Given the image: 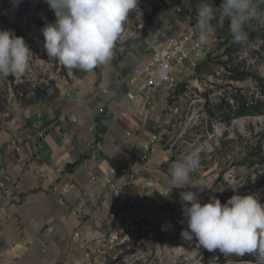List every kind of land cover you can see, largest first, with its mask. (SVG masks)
I'll return each mask as SVG.
<instances>
[{
	"label": "crops",
	"instance_id": "crops-1",
	"mask_svg": "<svg viewBox=\"0 0 264 264\" xmlns=\"http://www.w3.org/2000/svg\"><path fill=\"white\" fill-rule=\"evenodd\" d=\"M183 5L189 12V0ZM156 19L176 33L186 28L173 7ZM153 42L114 50L108 63L62 82L55 98L0 112V264L103 263L93 250L104 248L124 197L145 192L150 164L166 157L164 93L119 91L131 90Z\"/></svg>",
	"mask_w": 264,
	"mask_h": 264
},
{
	"label": "rangeland",
	"instance_id": "rangeland-1",
	"mask_svg": "<svg viewBox=\"0 0 264 264\" xmlns=\"http://www.w3.org/2000/svg\"><path fill=\"white\" fill-rule=\"evenodd\" d=\"M211 2L218 6L222 0ZM199 3L200 0L192 2L185 27L197 24ZM256 4L264 12V2L256 0ZM161 6L169 7L170 0H139L137 8L128 15L122 38L115 45L117 54H124L123 43L131 39L130 33L137 24L146 23L149 17L159 14ZM54 20V13L45 0H0V30H14L17 36L24 38L32 53L25 73L0 78V112L55 98L62 82L85 74L77 69L68 70L55 59L48 58L42 29ZM228 23L226 20L225 29L208 34L200 52L198 48L193 51L195 55L191 61L198 66L195 77L193 68L188 75L183 74V67L175 73L177 82L185 81L187 86L173 93L163 111L165 118L158 142L167 151L166 157L160 165L150 164L153 169L147 179L151 183L145 186L146 191L133 198L124 197L127 204H122L124 212L117 217L114 214L116 219L108 231L120 229L116 244L110 248L105 242L103 249L93 250L98 255L106 252L105 255L116 257L112 264H256L246 259L248 254L209 252L198 248L194 240L184 241L180 234L186 224L181 223L183 215L179 202V193L184 189L173 188L167 195L171 188V162L196 151L201 157V167L191 174L190 184L185 187L191 190L195 185L193 191L202 203L211 196H216L223 204L234 194H258L264 204V94L260 82L252 76L256 73L264 79V42L257 36L254 41L244 43L233 54L231 62L226 61L231 68L239 67L251 73L243 80L228 79L229 74L226 76L218 64L228 59L222 56L225 47L221 43L228 35ZM248 25L264 30V20L254 19ZM201 46L202 43L198 47ZM203 50L204 61L200 60ZM166 91L168 89L163 90ZM220 99H224L223 105ZM242 100L250 106L258 105L260 112L234 116L236 109L242 107ZM227 116L232 119L227 121ZM166 224L171 226L165 230ZM107 259L103 258L101 264H109Z\"/></svg>",
	"mask_w": 264,
	"mask_h": 264
},
{
	"label": "clouds",
	"instance_id": "clouds-1",
	"mask_svg": "<svg viewBox=\"0 0 264 264\" xmlns=\"http://www.w3.org/2000/svg\"><path fill=\"white\" fill-rule=\"evenodd\" d=\"M183 1L180 3V0H170V6L165 8L161 6L158 12L161 13L173 7L176 14L183 12L186 20L190 18L194 0H189L191 7L187 13H185ZM138 2L139 0H45L55 16V20L46 23L42 29L43 47L48 58L55 59L68 70L77 69L86 73L108 63L113 58L117 41L123 36L124 24L128 15L137 8ZM196 15L197 24L186 27L184 29L186 32L178 33L164 25L162 20L156 19L157 14L153 18L149 17L146 23H139L143 24V28L138 30L139 24H137L130 33L131 39L123 43V55L133 42L150 43L154 39L152 44L154 48L161 40L160 31H165L170 35H185L194 27L198 34L191 36L189 44L193 39L202 43V46L198 47L199 51L204 47L205 39L209 38L208 34L225 29L226 20L229 22L226 28L228 35H231L234 43L242 44L248 40L246 25L254 19L264 20V12L257 7L256 0H222L218 6L214 5L211 0H200L196 6ZM126 47L127 51H125ZM153 48L150 56L143 61L139 75L129 80L131 90L125 89L122 85L119 86L121 92H124L129 99H133L136 93L144 96H151L159 91L164 93L163 90L149 92L148 89H138L139 83L145 77L144 67L154 53ZM30 54L32 53L29 46L22 36H17L12 29L0 30V78L25 73L29 65ZM194 55L195 53L191 51L189 58L176 67L175 87L172 91L165 92L170 93L169 95L164 93L167 100L174 92H177L176 90L187 86L185 81L177 82L175 73L179 67H183L182 71L184 69V74L188 75L191 69L190 61ZM204 58L201 55L200 60L204 61ZM227 60L230 61L229 59L223 60L224 65L221 64L222 61L218 63L226 76L229 74L227 67L231 68L228 65L231 61L227 63ZM197 67L194 68V77ZM167 71V64H161L158 68L161 75ZM228 79H231L229 75ZM105 92L106 90L103 93ZM166 106H168L167 102ZM146 144L147 148L144 146ZM146 144L139 145L138 148L148 149L149 143ZM200 167L201 157L196 151L172 161L169 167L171 188L167 195L173 188L184 189L179 193L183 215L181 223L186 224V228L181 231V238L186 242L194 240L198 248L209 252L219 251L225 255L237 256L254 255L256 264H264V204L260 202L259 195L234 194L223 204L216 196H211L207 202L202 203L197 192L193 191L196 189L195 185L191 186V190L185 187L190 184L191 174L198 171ZM123 205L127 204L124 202ZM170 226L166 224L164 229Z\"/></svg>",
	"mask_w": 264,
	"mask_h": 264
},
{
	"label": "built area",
	"instance_id": "built-area-1",
	"mask_svg": "<svg viewBox=\"0 0 264 264\" xmlns=\"http://www.w3.org/2000/svg\"><path fill=\"white\" fill-rule=\"evenodd\" d=\"M138 30L143 28V24L138 25ZM190 33L195 36L197 35L196 27H194ZM189 34V33H188ZM188 34L185 35H170L165 31H160L161 40L156 43L154 46V53L150 60L144 67V79L139 83L138 89L145 90L148 89L149 92L159 91L168 89V91H172L175 87V78L173 76V72L176 70L178 65L184 63L185 60L188 59L191 51H194L199 46V41L192 40L191 44H189ZM161 64L168 65V71L161 75L158 72V68ZM194 61L190 62V68H195ZM105 90H103L104 92ZM130 97L132 96L130 93L128 94ZM102 110V109H101ZM147 148V144L144 145ZM0 188H5L3 182H0ZM117 193L118 190L116 189ZM8 195H11V192L8 191ZM120 234V229H110L108 231L106 237V243L109 244V247L112 248L116 241L118 240ZM106 252L102 253L104 259H107L109 264L114 262L116 257H111L109 253L105 255Z\"/></svg>",
	"mask_w": 264,
	"mask_h": 264
},
{
	"label": "trees",
	"instance_id": "trees-1",
	"mask_svg": "<svg viewBox=\"0 0 264 264\" xmlns=\"http://www.w3.org/2000/svg\"><path fill=\"white\" fill-rule=\"evenodd\" d=\"M246 32L248 33V40L247 42H251L254 41V39L257 36H261L263 38V42H264V30L260 31L259 29H253L250 28L249 25H246ZM222 43V47H225L224 52L222 53V55L228 56V59L230 61H232V56L233 54L237 51L240 50L241 47H243V44H237L234 43L232 40L231 35L229 34L228 37L221 42ZM246 43V42H245ZM228 44V45H227ZM128 45V43L126 44V46ZM125 51H127V47L125 48ZM221 63V62H219ZM221 64H225L224 62H222ZM227 71L229 72V78H231L232 80H243L245 79L248 75H251L250 72L245 71V70H240V68H230L227 67ZM254 78H256L261 85V93L264 94V79H261L259 77V75H256V73H253L252 75ZM184 89L182 88L181 91H183ZM224 99H221L220 101V105L224 104ZM236 113H234V116H244V115H253L254 113H259V109H258V105H248L247 101L242 100V107H239L238 109H236L235 111ZM232 118L231 117H226L227 121H230ZM247 260L254 262L256 261V258L251 256L250 254L247 255L246 257Z\"/></svg>",
	"mask_w": 264,
	"mask_h": 264
}]
</instances>
